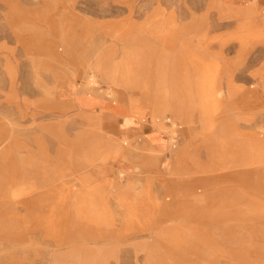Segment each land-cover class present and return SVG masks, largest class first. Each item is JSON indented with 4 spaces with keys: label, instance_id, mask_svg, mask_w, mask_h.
I'll use <instances>...</instances> for the list:
<instances>
[{
    "label": "rangeland",
    "instance_id": "1",
    "mask_svg": "<svg viewBox=\"0 0 264 264\" xmlns=\"http://www.w3.org/2000/svg\"><path fill=\"white\" fill-rule=\"evenodd\" d=\"M238 1L0 0V264H264V0Z\"/></svg>",
    "mask_w": 264,
    "mask_h": 264
},
{
    "label": "crops",
    "instance_id": "2",
    "mask_svg": "<svg viewBox=\"0 0 264 264\" xmlns=\"http://www.w3.org/2000/svg\"><path fill=\"white\" fill-rule=\"evenodd\" d=\"M239 4V7H243L244 6V2L242 0H239L238 3ZM245 15H247L248 17H253V16H256V14L258 15V8H257V5L254 4L251 6V8L246 11V13H244ZM118 93V102H119V106L118 108H116V110L118 111L119 114L121 113H124V112H127L128 111V108H129V101L125 102V98H127L128 96L125 94V90L123 88H119V91L117 92ZM154 104L156 105V109H160L161 106V100L157 99L156 101H154ZM157 111V110H156ZM128 119V118H126ZM125 119V121H127ZM110 145L113 147L112 145V142H110ZM264 146V145H263ZM264 149V147H263Z\"/></svg>",
    "mask_w": 264,
    "mask_h": 264
}]
</instances>
